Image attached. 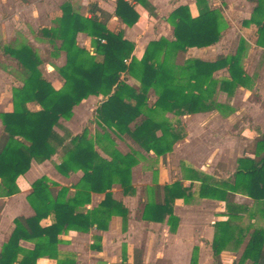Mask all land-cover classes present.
<instances>
[{"label": "trees", "instance_id": "16d2710c", "mask_svg": "<svg viewBox=\"0 0 264 264\" xmlns=\"http://www.w3.org/2000/svg\"><path fill=\"white\" fill-rule=\"evenodd\" d=\"M254 1L251 17L244 23L257 26L256 44L264 47V0ZM90 10L87 17L73 11L68 3L61 5L52 25L34 32L35 39L46 45L43 54L27 40L14 46H0L2 69L12 72V68L21 82L11 89L12 110L0 113L1 196L18 191L15 180L27 171L31 160L42 162L59 152L60 161L54 166L60 174L68 176L82 171L79 181L72 186V195L68 186L51 182L45 176L32 182L26 198L35 214L14 218V228L0 251V264H35L36 258L46 255L58 258L59 234L69 230L88 232L92 227L107 230L112 216L122 219L124 229L129 211L111 190L116 184L124 196L135 194L130 169L138 162L140 153L119 152L111 133L125 134L144 151L164 156L185 134L179 121L173 126L164 116L166 112L178 116L220 111L224 105L214 98L217 90L232 94L237 86L249 85L250 78L241 64L246 45L243 39L234 54H220L214 60L188 58L181 64L176 62L177 54L188 47H205L219 41L227 23L217 10L204 7L196 17H191L186 6L177 7L166 18L173 26L174 39L160 37L148 42L140 58L133 55L135 44L123 36L122 30H109L108 17H100L97 12L103 13L94 5ZM115 15L127 26L138 20L133 5L126 0H116ZM79 32L90 38L93 53L78 44ZM61 51L65 53V62L56 70L62 86L56 89L42 75L40 66L57 58ZM221 68L227 69L228 78L213 77V72ZM150 92L155 96L152 104ZM89 95L104 98L93 113L98 131L91 135L90 129L83 127L72 135L61 120L70 119L73 108ZM28 102L39 109L30 110ZM257 131L259 135L251 144L252 156L238 157L235 170L227 179L182 164L183 179L189 180V185L179 179L161 186L152 181L145 187L141 218L166 222L169 230L175 232L179 224V217L173 213L176 199L186 204L194 203L197 197L220 200L226 219L213 223V264H220L222 251H237L242 244L236 264H264V226L243 227L241 218L248 206L234 201L235 194L246 196L259 205L264 215V130ZM96 147L109 159L100 155ZM193 182L198 184L197 197ZM92 192L103 194V198L97 206L82 209L90 202ZM50 214L52 223L41 226L40 219ZM21 238L33 240L34 247L19 246ZM90 247L99 248L97 244ZM124 254L123 248L122 261L114 264H127ZM197 255L198 248L193 246L190 264L197 263ZM56 264H75V260L58 258Z\"/></svg>", "mask_w": 264, "mask_h": 264}, {"label": "crops", "instance_id": "0c3cea01", "mask_svg": "<svg viewBox=\"0 0 264 264\" xmlns=\"http://www.w3.org/2000/svg\"><path fill=\"white\" fill-rule=\"evenodd\" d=\"M126 1L133 5L134 10L138 14V20L132 26L125 25L115 15L116 0H0V5L10 3L15 10L10 17H0V37L5 38L8 42V37L20 33L25 36V41L31 42L37 48L38 45L36 43L40 45L45 43L37 42L34 35L32 38L30 34L31 29L36 31L38 28L51 26L52 18L59 13L61 5L68 3L73 11L87 17L91 15L90 6L94 5V7L96 6L103 13L101 15L100 12H97L100 17H108L106 27L109 30L115 32L122 30L123 36L135 44L133 55L140 58L148 42L160 37L170 40L174 39L173 26L166 20L173 10L179 6H186L190 16L196 17L204 7H207L211 10L219 11L221 17L227 23V28L222 32L219 41L205 47H188L184 52L177 54L176 62L181 64L188 58L214 60L220 54H234L238 48L240 39H243L246 45L242 53L241 64L245 74L250 78L249 85L248 87L237 86L232 94L217 90L214 98L217 102L224 105L220 111L210 110L178 116L166 112L164 116L170 120L173 126H176L179 121L180 126L185 132L184 137L175 142L172 150L164 156H157L152 151L146 152L137 147L136 150L140 153L138 162L130 169L131 183L135 185L134 195L124 196L118 185L115 184L112 187L111 191L114 198L121 200L129 211L125 228H122L123 222L120 217L112 216L107 230H99L96 227H92L88 232L69 230L61 233L57 236L59 239L56 245L57 255L58 258H73L75 264H114L122 261V249L124 248L125 263L127 264H154V262L155 264H177L176 251L183 249L186 262L190 264L192 248L193 246H197L198 259L207 255L211 259V264H213L210 248L212 230L211 237L209 238H195L193 230L196 224L190 222L186 226L183 222V217L177 211V207L178 204H182L183 208L194 211L203 202L217 205L221 209L220 217L212 222L213 226L216 220L226 219V216H224V203L216 199L198 198L196 196L198 184L197 182H193V190L195 197H197L196 201L186 204L181 199L175 200L173 213L179 217V224L176 231L171 232L166 222L146 221L141 218L145 198L142 197V189L139 188L136 181L138 182L141 178H147L148 176L151 181H156V185L158 186L178 179L182 180L184 185H189L190 181L183 179L185 171L182 169V164L201 173L227 179L232 176L238 157L252 156L250 154L251 144L259 135L257 130H264V47L256 44L257 26L252 22L245 24L244 21L250 19L256 3L254 0H144L148 4L145 5L141 0ZM12 5L9 8L13 9ZM76 39L80 46H84L93 53L88 36L79 32ZM16 44H11V46ZM2 45L10 44H0V46ZM38 51L40 53V50ZM246 56L247 59L251 56L250 69H246L245 67ZM64 62L65 53L61 51L57 58L43 63L45 69L47 67L49 70L47 72L41 71L42 75L56 89L62 86V80L55 67L63 65ZM0 71L6 72L1 68ZM213 77L223 79L228 78L229 74L226 68H221L213 72ZM129 82L132 84L131 81ZM250 92H252L253 101L246 100V96ZM149 94V103L152 104L155 101V96L152 92ZM103 99L101 95H89L73 108L71 118L61 120V124L72 135L79 133L83 127L90 125L89 118L93 115L98 103ZM245 103L247 104L245 105ZM27 107L32 111L39 109V106L33 102H28ZM11 110L12 103L10 100L8 107L0 110V113ZM187 122H194L196 125L193 126V123ZM220 127L231 130L233 133H239L241 137L247 138L249 141L248 149L243 150L239 140L238 144H231V138L229 141L223 139V141L227 142V145H222L219 141L215 142L217 129L219 130ZM2 130L3 125L0 120V133ZM56 130L62 133L60 129L56 128ZM192 141H195L196 145H192ZM115 143L116 149L123 154L131 152L132 148L137 145L127 135L125 139H117ZM220 148H223V151ZM96 150L100 155L109 159V156L99 148L96 147ZM219 152L222 153H220V158L216 160L218 162L211 164L209 160H212L214 156H218ZM233 154H236L234 159L235 166L232 165L226 168L223 162ZM173 157H177V160L182 158L178 163V170L172 165L173 161L171 159ZM60 158L61 153L57 152L49 160L47 159L42 162L31 160L27 171L19 175L15 180L18 188L17 192L8 196H1L2 190L0 188V251L14 228V218H29L35 214L26 198L32 190L31 184L33 181L45 176L51 182L68 186L70 188L69 195L73 194L74 188L72 186L79 181L82 171L77 170L68 176L60 174L54 166L55 163L60 161ZM151 181L147 184H152ZM53 188L58 189V186H53ZM238 195L235 194V202H237L236 197ZM239 196L250 200L246 196ZM102 198L103 194L92 192L90 202L85 204L82 209H91L97 206ZM156 198H159L157 192ZM237 203L246 205L243 202ZM52 221L53 216L50 214L45 218H41L39 224L41 226H48ZM202 226V223L197 224L198 228ZM211 229L213 228L211 227ZM91 244H97L99 248L92 249L90 247ZM18 245L25 249H32L34 242L33 240L21 238L18 241ZM135 248L141 251L136 257L132 258ZM238 250L232 251V254L235 258L239 259L242 249L240 252ZM223 252L220 254V259ZM58 258L47 255L39 256L36 258L35 264H56ZM238 259L236 261L233 260L232 263L236 264ZM220 264H222L221 261Z\"/></svg>", "mask_w": 264, "mask_h": 264}, {"label": "rangeland", "instance_id": "374dc122", "mask_svg": "<svg viewBox=\"0 0 264 264\" xmlns=\"http://www.w3.org/2000/svg\"><path fill=\"white\" fill-rule=\"evenodd\" d=\"M11 5L12 4H10V3H8L6 5H4V4L0 5V17H10L11 16L13 11H15L13 5H12L13 9L9 8ZM30 32H31L30 34L32 35V38H33L35 30L31 29ZM8 39H9V41L7 42V40H5V38L0 37V44H6V43H8L10 45L16 44L20 41H25L26 38H25V36H23L19 33L15 36L8 37ZM37 42H39V41H37ZM36 44L38 45V47L37 46L36 47L39 48L38 50H40V53L43 54L45 44H42V45H40L39 43H36ZM245 64H246V66H245L246 69L251 68L250 67L251 66V56L248 59L246 56ZM12 65H13V63H12ZM54 67H55V65H54ZM0 68L2 69L1 63H0ZM10 69L12 70V72H9L6 70H4V71H6L7 73L0 71V102H2V103H0V106H1L0 110L6 109L8 107V105L10 104L11 89H12V87H14L13 85H20V83H21L19 80H17V78L13 74L14 70L12 68H10ZM40 69L42 72L43 71L47 72L49 70L47 67L45 69L44 64L40 66ZM220 99H222V98H220ZM248 99L250 101H253L252 92H250V94H248V96H246L247 101H248ZM246 104L247 103H245V105ZM241 107H243V105H241ZM90 117L91 118H89V123L90 122L91 123L89 126L88 125H86V126L90 128L91 135H93L96 130L98 131V126L96 125L95 121L92 118L93 115ZM172 119H174V118H172ZM186 121H188V120H186ZM187 123H193V126L196 125V123H194V122H187ZM111 135L113 136L114 141H116L117 139H125L126 138L125 134H121L120 136H118V135H115L114 133L113 134L111 133ZM230 138L232 139L231 144H234V143L238 144V140H239V143L243 147V150L248 149L249 141L247 138L241 137V135H239V133H233L231 130L225 129L224 127L223 128L220 127L219 130L217 129V135H216V141L215 142L219 141L222 145H227V142L223 141V139H225V140L227 139L229 141ZM210 141H213V140H210ZM191 143H192V145H196L195 141H192ZM137 147H139V146L136 145L132 149L136 150ZM193 147H195V146H193ZM122 149L124 150V148H122ZM220 149H222L221 151H223V148H220ZM220 153H222V152H219V155L214 156L212 158V160H209V162L211 164L217 163L218 161H216V160H218L220 158V155H221ZM235 155L236 154L229 156L228 159L225 162H223L226 168L231 167L232 165L235 166V162H234ZM171 160L173 161L172 165L176 168V170H178V167H179L178 163L180 160H177V157H173ZM230 169H232V168H230ZM150 181H151V179L148 176H147V178H141L140 180H138V182L136 181V184H138L139 188L142 189V193H143L142 197L143 198H146L147 192L145 191V187L148 185L147 183H149ZM133 186H135V185H133ZM236 200H237V202L246 203V205L248 206V211L245 214H243L242 218H241V225L243 227L247 226V225H250L251 227L264 226V215H262L260 213L259 205L254 203L252 200L245 199L244 197H241L239 195L236 197ZM177 211L183 217V222L185 223L186 226L188 224H190V222L193 224H196V227L193 230V235L195 238L200 239V238H205V237H208V238L211 237V230H212V236H213L214 229H211V227L213 228L212 222L216 218L220 217L221 209L218 208L217 205L212 204L210 202L209 203L203 202V204H200L198 209L194 210V211H190L188 208H183L182 204L181 205L178 204ZM190 219H192V220H190ZM199 223H202V225H203L200 228L197 227V224L199 225ZM243 245L244 244H242L240 246V248L238 250L239 252L243 248ZM140 251H141L140 249L135 248L132 258L136 257L138 255V253H140ZM209 255H210V251H209ZM176 256H177V260H176L177 264H187L183 249L177 250ZM236 259H238V258L234 257V255L232 254V250L227 249V250H224V252L221 255V259H219V261H221L222 264H233L232 263L233 260L236 261ZM197 260H198V262L196 264H211V259L208 258L207 255L205 257L202 256L199 259H198V255H197ZM154 264H155V262H154Z\"/></svg>", "mask_w": 264, "mask_h": 264}, {"label": "built area", "instance_id": "2783aa9c", "mask_svg": "<svg viewBox=\"0 0 264 264\" xmlns=\"http://www.w3.org/2000/svg\"><path fill=\"white\" fill-rule=\"evenodd\" d=\"M103 41V40H102Z\"/></svg>", "mask_w": 264, "mask_h": 264}]
</instances>
